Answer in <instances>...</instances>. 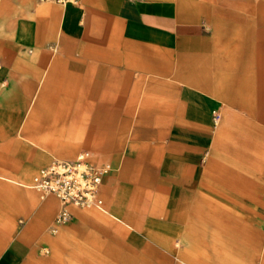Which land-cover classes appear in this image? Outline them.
<instances>
[{
  "label": "crops",
  "instance_id": "1",
  "mask_svg": "<svg viewBox=\"0 0 264 264\" xmlns=\"http://www.w3.org/2000/svg\"><path fill=\"white\" fill-rule=\"evenodd\" d=\"M81 151L106 213L52 233ZM100 259L264 264V0H0V264Z\"/></svg>",
  "mask_w": 264,
  "mask_h": 264
},
{
  "label": "built area",
  "instance_id": "2",
  "mask_svg": "<svg viewBox=\"0 0 264 264\" xmlns=\"http://www.w3.org/2000/svg\"><path fill=\"white\" fill-rule=\"evenodd\" d=\"M60 6L79 5L81 0H38ZM109 164L96 165L90 152L81 151L71 160L52 159L33 176L29 187L42 197L53 195L59 202V209L53 219L51 232L66 224L70 218V207L95 209L106 213V205L99 198L102 178L110 171ZM47 251H45L46 253Z\"/></svg>",
  "mask_w": 264,
  "mask_h": 264
},
{
  "label": "rangeland",
  "instance_id": "3",
  "mask_svg": "<svg viewBox=\"0 0 264 264\" xmlns=\"http://www.w3.org/2000/svg\"><path fill=\"white\" fill-rule=\"evenodd\" d=\"M124 111H122L123 113ZM116 122L113 123V126H116ZM91 211H97L95 209H89ZM98 212V211H97ZM63 246H67L69 250L71 251H74V252H81L82 249H81V244L80 243H75V242H69L67 243L66 245L64 244ZM84 251V250H83ZM88 252L92 255H97L99 256L98 254V249L95 247V245H92V244H89V248H88ZM96 253V254H95ZM91 257V256H90ZM100 257V256H99ZM93 260L90 259V262H92ZM95 262V261H94ZM97 264H126L124 262H121V261H118V262H112V261H109L107 259H100L99 262H95ZM137 264H144V263H137Z\"/></svg>",
  "mask_w": 264,
  "mask_h": 264
}]
</instances>
